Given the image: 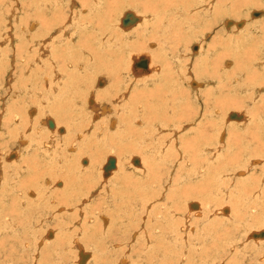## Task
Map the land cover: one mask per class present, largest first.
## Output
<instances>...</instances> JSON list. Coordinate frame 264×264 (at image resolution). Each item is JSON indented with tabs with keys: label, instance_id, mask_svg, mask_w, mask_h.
I'll return each instance as SVG.
<instances>
[{
	"label": "rangeland",
	"instance_id": "rangeland-1",
	"mask_svg": "<svg viewBox=\"0 0 264 264\" xmlns=\"http://www.w3.org/2000/svg\"><path fill=\"white\" fill-rule=\"evenodd\" d=\"M81 1L75 0L77 6L73 7L78 16L81 14V10H84ZM119 1L121 6L117 11V16H111V18L114 17L115 22L119 24L120 17L126 12L134 10L139 17L141 16V22L136 26L142 30L146 24L144 22L148 19L146 15L150 14L149 8L152 9L154 0ZM252 1H254V5H252ZM47 2L48 0H0V264H264V235L258 238H254L252 235L255 232L264 230V185H260L259 180L264 175V171H262L264 170V95H262L263 100L258 98L256 101H253L252 96L254 95L250 96L251 99L246 97L253 91L252 88L256 89L258 93L261 90L264 91V75L256 77L255 81L251 80L253 87L249 85L250 90L248 92L239 89L241 93L237 94V90L233 92L236 98L227 96L229 109H226L227 107L220 109L222 116L229 114L227 118L230 119L231 113L229 111L232 109L231 112H238V115L241 113V117L244 118L243 123L238 125L233 120L232 129L228 130L227 128L228 131L224 129L221 121H215L219 118L216 119V117L209 114L216 108L214 102H210V106H206L205 103L207 102L205 101V94H210L212 88L215 89L218 86L216 79H219L217 77H215V82H206V78L211 79L215 70L216 73H219L218 77L222 75V79H225L227 73L236 70L235 68L240 67L247 70V67H251L248 70L251 72L252 68L255 67L256 69L257 66L255 65L258 62L261 60L264 62V56L262 55L257 62L255 61L252 65L250 63L251 58L254 57L251 52L253 49L257 51L258 47L264 46V42L258 43V40L251 38H244L240 41L241 37L245 36L249 30L254 33L251 27H254L257 31L262 27L261 25L257 26V22L260 24L264 22V0H215L213 8L216 11L210 12L211 14L208 15L203 13L205 16L204 21L195 25L197 28L189 32L191 35L188 39H182L185 44L181 43L179 47L181 52L184 51L182 52L184 61L189 59L190 63L185 67L195 75H193L194 79L200 84L205 83L203 88L191 87L190 84L193 81L191 78L188 79L191 81L190 84L187 83L188 80L183 81V86H174V82H170L161 88L160 80L165 76V72L167 76L171 74L173 80L177 76L176 67L179 71L177 60L175 59L176 67L171 65L173 70L171 73L167 68L164 69L162 65L164 63L167 66L172 61L170 57L166 56L167 59H165L164 56L159 60L157 53H153L150 45L133 44L132 41L135 40L134 36L136 34H133L134 31H127L125 34H128V32L130 34L127 35V40H123L125 47L120 49L125 52L132 50L130 56L133 55L134 57L131 60L128 55L129 67H127V62L124 61L120 64L121 67L118 68L121 69L119 73H122L124 81L127 82L123 86L125 89L121 93L122 96L113 92V97L104 95L99 100H95L97 93L103 90L102 85L105 83L103 82L105 78L101 77L100 82L97 81L93 84L96 79L91 75L96 72L99 61V59L96 61L95 57L91 62H87V68L82 75H77V79L72 81L76 85L81 84L86 89L84 96L88 98L87 108L85 112L79 113V117L78 115L71 117L76 112L70 109L69 100L64 101L62 105V102L56 98L69 77L67 75L62 76L61 72L56 71L51 61L52 48H48V46L53 45L54 40L61 38L62 34L53 31L47 36L46 41L53 35L46 44L33 46L35 44L32 45L30 42L29 47L32 46L31 49H26L24 46L26 39L23 36V29L26 23L30 22V25L32 20L41 19L40 7ZM224 2L228 7H221ZM205 3L206 6L212 4L210 0ZM201 8H204V5H201ZM205 11L203 9L201 12ZM195 13H200V10L194 8L190 13L191 17L195 18V16H192ZM65 14L68 22L73 20L70 8H66ZM142 16L144 17L142 18ZM68 17L70 18L68 19ZM151 18L153 20V17ZM228 22H233V25L228 26ZM240 23L244 24L238 26ZM115 28L118 29V32ZM75 30L79 31L78 29ZM97 30L94 29V32L89 31L97 41L93 39L92 42L89 41V45L91 52L95 49L100 57L102 50L105 49L99 47L102 42V33ZM114 32L115 34L118 33L119 36L126 37L117 26L114 27ZM10 34L13 36L12 38ZM104 40H106V37ZM127 41L133 45L128 47L129 44L126 45ZM222 43L223 48L219 49V53L228 52V46L234 49L239 43H242L243 48L246 47L247 49L245 51L246 49L242 48V51L238 52L240 55L238 60L242 63H238V60L236 61L231 56L234 66L231 64L233 66L231 70L230 68L225 70L226 68H222V65L223 61H227V58H224L220 64V70L218 68L211 69L212 71L207 74L200 71L197 76L193 69L200 67L205 62H200L201 57L196 54L190 55L191 57L187 55L186 49L191 47V50H194L195 46L200 45L201 51L208 48L212 49L214 45L220 47ZM40 46H44V49ZM40 49L42 50L39 51ZM116 51L114 49L112 54L110 53V61L114 60L115 55H121ZM193 52L195 53V51ZM232 52L228 54L232 55ZM241 53L244 57L245 53L247 57L251 54L250 61L241 60ZM34 54H36V57L33 56ZM211 54V59H208L207 62L213 61L214 66L219 65L215 58L217 53ZM136 55H147L152 58L154 63L152 73L148 74L150 78L147 76L148 80L152 81L148 87L140 85L142 81L137 79L142 78L134 73V58H138ZM169 55L173 56L170 52ZM28 56L32 61L29 60ZM73 60L75 59L73 58ZM76 60L81 62V59L77 58ZM33 61H37V63L34 64ZM38 61H41V64ZM208 66L210 67V65ZM25 67L27 69H24ZM49 68L50 70H48ZM258 68L260 69V67ZM226 71L227 73H225ZM60 81L64 83L60 85L59 89H55ZM248 83L250 84V81ZM259 86L261 87L259 88ZM144 88L149 90L152 95L148 97L144 95L140 98L139 94ZM258 88L261 90L258 91ZM115 89L112 91H115ZM230 91L229 94L232 95ZM263 91L260 94H264ZM177 92L179 93L177 94ZM215 94L214 96L218 98L221 93L215 92ZM225 94L228 95L227 91H224L222 96ZM90 99L95 100V102L93 103ZM115 100L117 102L114 103ZM229 101H232L231 103L236 102L231 104ZM29 102L30 104H28ZM136 103H138V106ZM204 107L208 108L205 109ZM163 109L165 110L163 111ZM182 111L184 115L188 113L186 111L191 112L184 116ZM45 119H47V122ZM154 120H157V123ZM137 121L140 122L137 123ZM164 121L166 122L163 123ZM188 121L194 122V125L192 123L190 124L191 127L185 125ZM202 121V125L205 123V129L202 126L203 132L207 135L203 138L202 143L197 145L196 148H192L191 142H194L197 135L195 130L201 128ZM207 121L208 123H206ZM244 122H247L246 124L249 127L241 131ZM252 123L256 125L254 126ZM119 124L121 127L124 126L121 128ZM161 124H163V127ZM91 127L92 129H90ZM250 128L254 130H247ZM223 130L225 137L222 141L220 135ZM230 133H238L240 138L248 140L249 155L251 154L249 157L252 156V158H255V162H258L257 165L251 166L250 170L248 162L241 160V158L237 161L233 160L234 163L231 164L232 159L230 158L233 152L227 155L229 147V150H233L228 143ZM187 138L191 141L187 142L188 145L186 143ZM167 139L169 142H167ZM62 141L64 142L61 143ZM44 142L47 143L44 144ZM182 143H186L185 146ZM215 144H218V146H215ZM71 146L73 149H71ZM205 146L207 149L204 148ZM221 147L222 149H220ZM13 154L14 156H12ZM190 154H193V156ZM216 155L219 156L216 158ZM194 156L196 158L192 160ZM200 156L204 157L201 159ZM54 157L57 158V161L54 160ZM198 160L201 162H197ZM222 161L223 163H221ZM194 162L199 165L197 163V165H193ZM132 163H134L133 166ZM220 164L221 167H218ZM241 164L243 165L242 169H240L241 167L238 168ZM226 165L230 168L225 167ZM140 166L141 168H139ZM202 166H204L203 170ZM64 168L66 169L64 170ZM194 168H197V171ZM211 168L217 170L212 172ZM192 170H194L193 173ZM240 170L249 177L242 175ZM209 172L211 173L209 174ZM187 173L188 176H186ZM230 173L231 175H229ZM253 174L254 176H252ZM234 176L236 177L234 178ZM215 177V181H212ZM219 177L225 178L226 183L224 182V185L217 188L220 184ZM247 178L253 179L250 180L251 185L248 183V186H246L247 184L243 183L249 182L246 181ZM46 180L56 181L57 183L49 182L45 188L40 189L46 183ZM205 180H207V184ZM208 184H212L211 187ZM135 185L137 186L135 187ZM199 186L203 191L201 193L207 192L205 196L198 195L200 192ZM240 186L243 191L240 190ZM206 187H209V190L214 187V194L210 193L208 195L209 190L206 191ZM196 193L197 195H195ZM51 200L55 202L52 203ZM194 200L200 201L199 205L193 203ZM256 240L259 243H256ZM84 256L87 257L84 259Z\"/></svg>",
	"mask_w": 264,
	"mask_h": 264
},
{
	"label": "bare ground",
	"instance_id": "bare-ground-1",
	"mask_svg": "<svg viewBox=\"0 0 264 264\" xmlns=\"http://www.w3.org/2000/svg\"><path fill=\"white\" fill-rule=\"evenodd\" d=\"M140 1V0H139ZM208 0H154L153 1V3H152V9L151 8H149L150 9V14H148V15H146V18H148L145 22H144V26H143V28H142V30H140V29H138L137 28V26L136 25H138V23L139 22H141V16L139 17L138 16V14L136 13V12H134V10H132L131 12H126L122 17H120L121 19H120V22H119V24H117L116 22H115V19H114V17L113 18H111V16H117V11L120 9L119 7L121 6V2L119 1V0H82L81 2L83 3V7L82 8H84V10L82 9L81 10V14H79V16L77 15V13L75 12V10H73V7H76L77 6V3L75 2V0H48V2L46 3V4H42V7H40L41 8V11H40V13L39 14H41L40 16H41V19H34V20H32V23L29 25V23H26V25H25V27H24V29H23V36H24V38L26 39L25 40V42H24V46H25V48L27 49V48H30L31 49V47H29L30 46V42L32 43V45L33 44H35V45H33V46H37V45H44V44H46V42L47 41H50L49 39H51L52 38V36H51V38H49L47 41H46V39H47V36L48 35H50L53 31H54V33H57V32H60L61 34H62V36H61V38H56L55 40H54V44L53 45H50V46H48V48L49 47H51L52 48V59H51V61H52V63L54 64V68L56 69V71H58V72H61L62 74V76H65V75H67L69 78H67V81L63 84V83H61V81H60V83L59 84H57L56 86H55V89H59V87H60V85L61 84H63V86H62V89H61V91H60V93H59V95L58 96H56V98L57 99H59L60 100V102H62L61 104L63 105L64 103V101H70V105H69V107H70V109L73 111V112H76L75 114H73L71 117H75L76 115H78V117H79V113H82V112H85V109L87 108V102H88V98H87V96H84V94H85V88L81 85V84H74L72 81H74V80H76L77 79V75H82V73H83V71H85L86 70V68H87V62H91V60H93L95 57H96V61L99 59V61H98V67H97V70H96V72L95 73H92V75L91 76H93L96 80L93 82V84H95V83H97V81H99L100 79H102L101 77H104L105 78V80L103 81V82H105L103 85H102V87H103V90L102 91H100V92H98L97 93V98L95 99V100H99L100 98H101V96H111V97H113V92H115V94L116 95H118V94H121L122 92H123V90L125 89L123 86H125L126 85V83L127 82H125L124 81V78H123V75H122V73H119L120 72V70L121 69H118V68H120L121 66H120V64L122 63V62H127V67H129V65H128V61L129 60H127L128 58V55L130 56V52L132 51H130V52H125V51H123V50H121L120 48L121 47H125V44L123 43V40H127V38H128V34H130V32H132V31H134V33L133 34H136L135 36H134V39L135 40H133L132 41V43L133 44H142V45H150V47H151V50H153V53H157V55H158V59L160 60L161 58H164V56H165V59H167L166 58V56L167 57H170L171 59H172V61L170 62V63H168L167 64V66H166V64H162L163 65V67H164V69L165 68H167L171 73H172V66L174 65L175 66V59L177 60V62H178V65L177 66H179V71H178V69H177V67H176V70H177V76H175V74H174V76H175V79L173 80V76L171 77V74H168V76H167V74H166V72H165V76L163 77V78H161V80H160V84H161V88H163V85H165V84H169L170 82H174V86H183V81H187L188 79H192L193 81H192V83L190 84V80H188V82L187 83H189L190 85H191V87H194V88H203L205 85V83L204 84H200L196 79H194V74H192L191 73V71H188V69H186V65H188V63H189V59L188 60H186L185 59V61H184V55L182 54V52H184V51H182L181 52V48L179 47V45L181 44V43H184V41L182 42V39L183 38H189L190 37V31H194V29H196L197 27H195V25H197L198 24V22H203L204 21V15H203V13H205V15H208V14H211L210 12H215L216 10H215V8H213V4H215L214 2H215V0H210V3L212 2V4H209L208 6H206L205 4V2H207ZM29 3V2H28ZM149 3H151V2H149ZM224 3H225V5H224ZM223 4H222V6L221 7H228V5L226 4V2H224ZM90 4V5H89ZM91 4H92V6H91ZM10 5V4H9ZM89 5V6H88ZM133 5V4H132ZM201 5L203 6L204 5V8H201ZM252 5H254V1H252ZM17 6V5H16ZM28 7V6H27ZM44 7V8H43ZM66 8H70L71 9V11H72V14L73 15H71L72 16V18H73V20L71 21V20H69L70 22H68L67 20H66V14H65V12H66ZM197 9V10H200V13H195L194 15H192V16H195V18H193V17H191V15H190V13L193 11V9ZM75 9V8H74ZM130 9V8H129ZM203 9H205L206 11L205 12H201ZM21 11V10H20ZM218 11V10H217ZM197 12H199V11H197ZM139 13V12H138ZM13 14V13H12ZM11 14V15H12ZM21 14V13H20ZM24 14V13H23ZM216 14H218V12H216ZM263 14V13H262ZM10 15V16H11ZM78 16V20L76 21V18H77V16ZM140 15V14H139ZM75 16H76V18H75ZM262 16V15H261ZM144 16H142V18H143ZM151 17H153V20H151L152 18ZM12 18V17H11ZM18 18V17H17ZM70 17H68V19H69ZM94 18H97V19H94ZM116 18V17H115ZM198 18H199V20H198ZM264 18V17H263ZM19 20V19H18ZM227 20V19H226ZM225 20V21H226ZM31 21V20H30ZM228 21V20H227ZM226 21V22H227ZM11 22V21H10ZM67 22H68V24H67ZM225 22V23H226ZM17 23V22H16ZM122 23V24H121ZM11 24V23H10ZM228 24V26H232L233 25V22H228L227 23ZM242 24H244V23H240L238 26H240V25H242ZM258 25H261L262 27L260 28V30L259 31H257V29H255L254 27H251V30L254 32V33H251L250 32V30H249V32L245 35V36H243V37H241L242 39L240 40V41H242V40H244V38H251V39H256V40H258V43L259 42H264V22H262L261 24L259 23V22H257V26ZM118 27L119 29H120V31H121V33H123L124 34V36H126L125 38L124 37H122V36H119L118 35V33H116L115 34V32H114V27ZM227 27V26H226ZM255 27H256V25H255ZM260 27V26H259ZM12 28V27H11ZM21 28V27H20ZM124 28V29H123ZM240 28V27H239ZM75 29H78L79 31H77V30H75ZM93 29V30H92ZM94 29H98V30H100L101 31V46L99 45V47L101 48V49H105V50H102V53H101V56L99 57V55H98V53H96V50L94 49V51H92L91 52V47H90V45H89V41H91L92 42V40L94 39V41H96V38H94L93 37V35L89 32V31H93L94 32ZM116 29V28H115ZM97 30V31H98ZM118 29H116V31H117ZM1 31V30H0ZM4 31V30H3ZM56 31V32H55ZM127 31H130V32H128V34H125V33H127ZM229 31V30H228ZM227 31V32H228ZM237 31V30H236ZM11 32V31H10ZM118 32V31H117ZM195 32H196V30H195ZM238 32V31H237ZM3 33V32H2ZM6 33V32H5ZM235 33V32H234ZM12 34V33H11ZM10 34V35H11ZM106 34H108V35H106ZM5 35V34H4ZM55 35V34H54ZM96 35V34H95ZM97 37H99L98 35H96ZM211 36V35H210ZM11 38L13 37L12 35L10 36ZM77 37V38H76ZM105 37H106V40H104L105 39ZM5 39V38H4ZM206 39V38H205ZM7 40V39H6ZM5 40V41H6ZM13 40V39H12ZM73 41V42H72ZM209 41V40H208ZM7 42V41H6ZM97 42V41H96ZM12 43V42H11ZM130 42L129 41H127V43H126V45L127 44H129ZM233 43H235V42H233ZM254 43V42H253ZM1 44V43H0ZM3 44H5V43H3ZM2 44V45H3ZM98 44V43H97ZM133 44H129V45H127L128 47H131V45H133ZM185 44V43H184ZM195 44V43H194ZM193 44V45H194ZM11 46H13L12 44H10ZM249 45V44H248ZM238 46H239V49L237 50V48H238ZM247 46V45H246ZM41 48H43L42 46H40ZM229 48L227 49V50H229L230 52H232V55H230V54H228V53H230L229 51L228 52H225V53H219V49L220 48H223V43L222 44H220V47H217V45H214V47L212 48V49H204V50H201L200 51V45L198 46H195L194 47V50H191V47H189V48H187L186 49V54L187 55H198V56H200L201 57V59L199 60L200 62L201 61H204L205 62V64H202L200 67H197L196 69L194 68L193 69V72L198 76L199 75V73H200V71H203L204 73H209V71H212L211 69H216V68H218V70H220V68H221V66H220V64H221V62L223 61V59L224 58H227V61H223L224 63H223V65H222V68H226L225 70H228V68H230V70H231V67H233L234 66V62H233V59H236V61L238 60V58H239V53L238 52H240V51H242V48H243V44L242 43H239L238 45H237V47L236 48H234L233 49V47H231V46H228ZM253 47V46H252ZM93 48V47H92ZM149 48V47H148ZM245 49H246V47H244ZM243 48V49H244ZM29 49V50H30ZM44 49V48H43ZM114 49H116L117 51H116V53L118 52V53H120L121 55L119 56V55H115V57H113V61H110V53L112 54V51H114ZM155 49H158V50H156L155 51ZM42 49H40L39 51H41ZM46 50V49H45ZM223 50V49H222ZM32 51V50H31ZM44 51V50H43ZM47 51H48V49H47ZM193 51H195V53L193 52ZM245 51H247V49L245 50ZM46 52V51H45ZM169 52L171 53V54H173V56H171V55H169ZM217 53V56L215 57L216 58V61L218 62V64L219 65H215L214 66V63H213V61H211L210 63H208L207 61H208V59L210 60L211 59V56H212V54L211 53ZM250 52V51H249ZM260 52V53H259ZM25 53V52H24ZM82 53H83V55H82ZM147 53V52H146ZM43 54H44V52H43ZM43 54L41 55L42 57H43ZM48 54V53H47ZM114 54V53H113ZM134 54V53H133ZM140 55L142 54V53H139ZM138 54V55H139ZM244 54V53H243ZM251 54L253 55L254 54V57H252L251 58ZM251 54H250V56H246V53H245V57L242 55V53H241V55H242V57L240 58L241 60H247V61H250V58H251V65L253 64V63H255V61L257 62V60L263 55L264 56V46H262V47H258L257 48V51H256V49L254 50L253 49V51L251 52ZM36 54H34L33 56H35ZM40 55V54H39ZM138 55H136V56H138ZM186 55V56H187ZM44 56H45V54H44ZM190 56V57H191ZM197 56V57H198ZM231 56H233V59H232V57ZM22 57V56H21ZM27 57V56H26ZM36 57V56H35ZM38 57V56H37ZM134 56L133 55H131L130 56V59L131 58H133ZM195 57V56H194ZM193 57V58H194ZM235 57H237V58H235ZM15 58H16V56H15ZM28 58H29V56H28ZM73 58L75 59V60H73ZM81 59V62H78L76 59ZM199 58V57H198ZM213 58V57H212ZM264 58V57H263ZM20 59V58H19ZM27 59V58H26ZM35 59V58H34ZM33 59V60H34ZM29 60H31L32 61V59H30L29 58ZM37 60V59H36ZM39 60V59H38ZM43 60H45V59H43ZM132 60V59H131ZM226 60V59H225ZM24 61V60H23ZM141 61H146L147 62V67L146 68H140V67H138V63L139 62H141ZM235 61V62H236ZM264 61V60H263ZM34 62V61H33ZM40 64H41V61H38ZM215 62V61H214ZM242 63L241 61H239L238 60V63ZM35 63H37V61L36 62H34V64ZM132 63V62H131ZM244 63V62H243ZM133 64V63H132ZM190 64V63H189ZM231 64H233V66H231ZM245 64V63H244ZM244 64H243V66H244ZM18 65V64H17ZM44 65V64H43ZM51 66H53L52 64H50ZM61 65V66H60ZM116 65V66H115ZM172 65V66H171ZM208 65H210V67L208 66ZM19 66V65H18ZM50 66V67H51ZM63 66V67H62ZM93 66V65H92ZM152 66L154 67V63H153V61H152V58L151 57H148L147 55L146 56H138V58H134V73L135 74H137V76L138 77H140V78H142V79H137V80H141L142 82H140L141 84L140 85H144L145 87H148L151 83H152V81L151 80H148V78H147V76H148V74H150V73H152ZM157 66V65H156ZM155 66V67H156ZM239 66H241V65H239ZM248 66H250L249 64H248ZM255 66H257L256 67V69H255V67L254 68H252V70H251V72L250 71H248V70H250V68L249 67H247L248 69L246 70V72H245V70H243V69H241L240 67H238V68H235L236 70H234V71H230L229 73H227V71L225 72V73H227V77L225 76V79H222V75H220L219 77H218V75H219V73H216L217 71L215 70V72H214V74H212V78L210 79H207L206 78V82H208V83H212V81H214L216 78L215 77H217L219 80H217L216 79V81H217V83H218V86L215 88V89H213L212 88V91H211V93L210 94H205V96H206V100L205 101H207V102H205L206 103V106L207 105H209L210 104V102H214V107H216V108H214V111L212 110V112H210L209 114L211 115V116H214V117H216V119L217 118H219V120H215V121H221V123H223V127H224V129H226L227 130V128H228V130H230V129H232L231 127H232V121L234 120V121H236L235 123H236V125H238L239 123H243L242 121H243V117H241V113H240V115H238L237 113H234V112H231L232 111V109L229 111L231 114H230V119H228L227 118V116L229 115V114H227V116H222V113L220 112L221 110L220 109H224L225 107H227L226 109H229L228 108V102H227V96H230V97H234V94H233V92L235 91V90H237V94L238 93H241L240 91L241 90H243V91H249L250 89L248 88V86L250 85V86H252V84H251V80H253V81H255L256 80V77L258 78V77H262V75H264V62H262V60L260 61V62H258ZM263 67V69L261 70V68ZM41 67V66H40ZM44 67V66H43ZM131 67H132V65H131ZM258 67H260V69L258 68ZM34 68V67H33ZM114 68V70L112 71V69ZM24 69H27L26 67L24 68ZM51 69H52V67H51ZM82 69H84V70H82ZM129 69V68H128ZM153 69H155V68H153ZM159 69H160V66H159ZM48 70H50V68L48 69ZM91 70V69H90ZM24 71V70H23ZM26 71V70H25ZM24 71V72H25ZM39 71H41V70H39ZM43 71V70H42ZM160 71V70H159ZM224 71V70H223ZM30 72V71H29ZM54 72V71H53ZM157 72H158V70H157ZM170 72H168V73H170ZM119 73V74H118ZM213 73V72H212ZM222 73V72H221ZM224 73V74H225ZM236 73V74H235ZM47 74V73H46ZM56 74V73H55ZM126 74H127V72H126ZM131 74V73H130ZM133 74V73H132ZM223 74V75H224ZM12 75V74H11ZM45 75V74H44ZM54 75V74H53ZM194 75V76H193ZM25 76V75H24ZM46 76V75H45ZM89 76V75H88ZM134 76V75H133ZM205 76V75H204ZM58 77V76H57ZM61 77V76H60ZM149 77V76H148ZM224 77V76H223ZM12 78V77H11ZM50 78V77H49ZM150 78V77H149ZM263 78H264V76H263ZM32 79V78H31ZM44 79V78H43ZM54 79V78H53ZM60 79V78H59ZM152 79V78H151ZM30 80V79H29ZM45 80V79H44ZM43 80V81H44ZM23 81V80H22ZM46 81V80H45ZM56 81V80H55ZM128 81V80H127ZM220 81V82H219ZM250 81V84L248 83ZM29 82V81H28ZM31 82H32V80H31ZM53 82H54V80H53ZM58 82H59V80H58ZM100 82V81H99ZM98 82V83H99ZM153 82H154V80H153ZM202 82H204V81H202ZM215 82V81H214ZM43 83V82H42ZM139 83V82H138ZM217 83H216V85H217ZM36 84V83H35ZM186 84V83H185ZM6 85V84H5ZM29 85V84H28ZM31 85V84H30ZM33 85V84H32ZM55 85V84H54ZM99 85V84H98ZM255 85V84H254ZM261 85H263L262 83H261ZM47 86V85H46ZM185 86V85H184ZM188 86V85H187ZM230 86H232V88H230ZM101 87V86H100ZM238 87V88H237ZM253 87V86H252ZM261 86H259V88H260ZM35 88V87H34ZM39 88V87H38ZM114 88H116L115 89V91H112ZM182 88V87H181ZM190 88V87H189ZM251 88V87H250ZM259 88H258V91H260L259 90ZM47 89H48V87H47ZM54 89V88H53ZM191 89H193V88H191ZM230 89H231V91H230ZM239 89H240V91H239ZM183 90V89H182ZM181 90V91H182ZM211 90V89H210ZM253 90V91H252ZM252 92L250 93V94H248L246 97L248 98V99H251L250 98V96H252V95H254V96H252V98H253V101H256L258 98H260L261 100H263L262 99V95H264V94H260V92L261 91H263V90H261L259 93L257 92V90L255 89L254 90V88H252ZM15 91V90H14ZM22 91V90H21ZM20 91V92H21ZM24 91V90H23ZM22 91V92H23ZM30 91V90H29ZM28 91V92H29ZM49 91V90H48ZM55 91V90H54ZM194 91V90H193ZM198 91V90H197ZM224 91H227V93H228V95L227 94H225L224 96H222V94H223V92ZM229 91L231 92V94L232 95H230L229 94ZM19 92V93H20ZM30 92H32V91H30ZM165 92H166V90H165ZM215 92H219V94H220V97L218 96V98H216L214 95H216L215 94ZM264 92V91H263ZM44 93V92H43ZM179 92H177V94H178ZM186 93H187V91H186ZM185 93V94H186ZM197 93V92H196ZM33 94V93H32ZM41 94V93H40ZM93 94V93H92ZM176 94V95H177ZM244 94V93H243ZM246 94V93H245ZM94 95V94H93ZM128 95V94H127ZM146 96V97H148V96H151L152 95V93H150L149 92V90H147L146 88H144V89H142V92H140V94H139V97L140 98H142L143 96ZM41 96V95H40ZM120 96V95H119ZM121 96H122V94H121ZM43 97V96H42ZM49 97H50V95H49ZM167 97V96H166ZM165 97V98H166ZM169 97H171V96H169ZM173 97V96H172ZM180 97V96H179ZM178 97V98H179ZM246 97H244V98H246ZM47 98V97H46ZM52 98V97H51ZM92 98H93V96H92ZM126 98H127V96H126ZM125 98V99H126ZM153 98H155V97H153ZM164 98V99H165ZM178 98H177V100H178ZM213 98V99H212ZM234 98H236V97H234ZM244 98H242V99H244ZM246 98V99H247ZM32 99V98H31ZM94 99V98H93ZM93 99H90V100H92L93 101V103L95 102V100H93ZM148 99V98H147ZM186 99V98H185ZM233 99V98H232ZM17 100V99H16ZM117 100H118V97H117ZM117 100H115L114 101V103L115 102H117ZM241 100V99H240ZM46 101V100H45ZM44 101V103H46ZM80 101H82L83 103L81 104V102ZM91 101V102H92ZM174 101H176V100H174ZM237 101H238V99H237ZM252 101V100H251ZM27 102V101H26ZM49 102V101H48ZM122 102V101H121ZM120 102V103H121ZM163 102H165L164 100H163ZM230 102V101H229ZM232 102V101H231ZM230 102V103H231ZM234 102H236V101H234ZM233 102V103H234ZM239 102V101H238ZM237 102V103H238ZM187 103V102H186ZM189 103V102H188ZM233 103H231V104H233ZM243 103V102H242ZM246 103V102H245ZM244 103V104H245ZM28 104H30V102L28 103ZM142 104V103H141ZM212 104V103H211ZM230 104V105H231ZM41 105V104H40ZM136 105L138 106V103H136ZM144 105V104H143ZM177 105V104H176ZM175 105V106H176ZM192 105V104H191ZM235 105H237V104H235ZM239 105V104H238ZM52 106V105H51ZM140 106V105H139ZM159 106H160V104H159ZM164 106V105H163ZM170 106V105H169ZM171 106H173V105H171ZM185 106H186V104H185ZM210 106V105H209ZM208 106V107H209ZM234 106V105H233ZM232 106V107H233ZM241 106H243V104H241ZM246 106H248L247 104H246ZM246 106H244V107H246ZM250 106V105H249ZM104 107H106V106H104ZM104 107H102V108H104ZM189 108L191 107V106H188ZM187 107V108H188ZM201 107H202V105H201ZM207 107V108H208ZM260 107V106H259ZM8 108V107H7ZM51 108V107H50ZM96 108V107H95ZM109 108V107H108ZM142 108V107H141ZM173 108V107H172ZM187 108H186V110H187ZM193 108V107H192ZM205 108V107H204ZM207 108H205V109H207ZM249 108V107H248ZM262 108V107H261ZM100 109V108H99ZM98 109V110H99ZM174 109H176V108H174ZM245 109V108H244ZM33 110V109H32ZM121 110V109H120ZM124 110V109H123ZM165 109H163V111H164ZM191 110V109H190ZM5 111V110H4ZM49 111V110H48ZM47 111V112H48ZM56 111V110H55ZM107 111V110H106ZM192 111V110H191ZM190 111V112H191ZM235 111V110H234ZM30 112H32V111H30ZM103 112V111H102ZM109 112H110V110H109ZM152 112V111H151ZM190 113L189 111H186V113ZM228 112V113H229ZM20 113V112H19ZM37 113V112H36ZM98 113V112H97ZM106 113V112H105ZM166 113H168V112H166ZM175 113V112H174ZM187 113V114H188ZM16 114V113H15ZM165 114V113H164ZM187 114H185V115H187ZM245 114V113H244ZM13 115V114H12ZM163 115V114H162ZM168 115V114H167ZM182 115H184L183 114V111H182ZM181 115V116H182ZM184 115V116H185ZM204 115H205V113H204ZM203 115V116H204ZM251 115V114H250ZM31 116V115H30ZM47 116V115H46ZM173 116V115H172ZM2 117V116H1ZM14 117V116H13ZM18 117V116H17ZM99 117V116H98ZM176 117V116H175ZM183 117V116H182ZM207 117V116H206ZM47 118V117H46ZM157 118V117H156ZM187 118H189V116H187ZM202 118V117H201ZM249 118V117H248ZM22 119V118H21ZM33 119V118H32ZM32 119H31V121H32ZM164 119V118H163ZM183 119H185V118H183ZM207 119V118H206ZM228 119V120H227ZM247 119V118H246ZM42 120H43V118H42ZM47 119H45V121H46ZM165 120V119H164ZM168 120H169V117H168ZM180 120V119H179ZM181 120H182V118H181ZM181 120H180V122H181ZM197 120V119H196ZM248 120V119H247ZM261 120V119H260ZM22 121V120H21ZM95 121V120H94ZM94 121H92V122H94ZM113 121H114V119H113ZM155 121V120H154ZM157 121V120H156ZM155 121V122H156ZM223 121V122H222ZM257 121H259V120H257ZM43 122V121H42ZM47 122V121H46ZM115 122V121H114ZM138 122H140V121H137V123ZM166 121H164L163 123H165ZM176 122V121H175ZM251 122V121H250ZM249 122V123H250ZM54 123V122H53ZM136 123V124H137ZM141 123H143V122H141ZM157 123V122H156ZM174 123V122H173ZM185 123V122H184ZM192 122L191 121H188L185 125H189L190 126V124H191ZM194 123V122H193ZM192 123V124H193ZM206 123H208V121L206 122ZM210 123H211V121H210ZM216 123V122H215ZM247 122H244V127H242L241 126V131H242V129L244 130L246 127H249V125L247 126V124H246ZM254 123V122H253ZM252 123V124H253ZM260 123V122H259ZM43 124V123H42ZM55 124V123H54ZM81 124V123H80ZM116 124V123H115ZM114 124V125H115ZM122 124V123H121ZM175 124V123H174ZM203 124V121H202V123H201V125H200V127L201 128H199V129H196L195 131V133L197 134L196 136H195V140H194V142L192 143L190 140H188V138L186 139L187 141H186V143L187 142H191V147L192 148H196L197 147V145H199L200 143H202V141H203V138L205 137V135H207L205 132H203L204 130L202 129V126H203V128H204V126H205V123H204V125H202ZM212 124V123H211ZM210 124V127L212 126ZM32 125V124H31ZM47 125V124H46ZM91 125H93V124H91ZM138 125V124H137ZM162 125V127H163V124H161ZM165 125V124H164ZM167 125H168V123H167ZM175 125H177V123L175 124ZM194 125V124H193ZM199 125V124H198ZM198 125H196V126H198ZM234 125V124H233ZM236 125H234V126H236ZM254 125V124H253ZM256 125V124H255ZM254 125V126H255ZM18 126H19V124H18ZM51 126V125H50ZM94 126V125H93ZM119 126H120V124H119ZM124 126V125H123ZM122 126V127H123ZM160 126V125H159ZM215 126V125H214ZM219 126V125H218ZM218 126H217V128H218ZM254 126H252V127H254ZM257 126H258V123H257ZM257 126H256V128H257ZM53 127H54V125H53ZM102 127V126H101ZM121 127V126H120ZM121 127V128H122ZM168 127V126H167ZM175 127H177V126H175ZM179 127V126H178ZM191 127V126H190ZM47 128V127H46ZM56 128V127H55ZM54 128V129H55ZM64 128V127H63ZM115 128V127H114ZM165 128V127H164ZM183 128V127H182ZM181 128V129H182ZM198 128V127H197ZM255 128V127H254ZM38 129V128H37ZM90 129H92V127L90 128ZM90 129H89V131H90ZM111 129V128H110ZM126 129V128H125ZM148 129V128H147ZM154 129H156V128H154ZM160 129H162V128H160ZM205 129V128H204ZM238 129V128H237ZM253 129V128H252ZM251 128L250 129H247V130H252ZM41 130V129H40ZM117 131H118V129H116ZM164 130V129H163ZM186 130V129H185ZM189 130V129H188ZM221 130V129H220ZM220 130H219V132H220ZM227 130V131H228ZM235 130V129H234ZM254 130V129H253ZM56 131V130H55ZM59 131V130H58ZM69 131V130H68ZM79 131V130H78ZM87 131V130H86ZM121 131V130H120ZM165 131V130H164ZM182 131V130H181ZM192 131V130H191ZM216 131V130H215ZM237 131V130H236ZM240 131V132H241ZM11 132V131H10ZM46 132V131H45ZM57 132V131H56ZM100 132V131H99ZM98 132V133H99ZM102 132H103V130H102ZM145 132V131H144ZM159 132H160V130H159ZM217 132V131H216ZM231 132V131H230ZM239 132V133H240ZM249 132V131H248ZM53 133V132H52ZM60 133V132H59ZM90 133V132H89ZM101 133V132H100ZM99 133V134H100ZM163 133V132H162ZM175 133V132H174ZM229 133V132H228ZM245 133H246V131H245ZM55 134V133H54ZM61 134V133H60ZM98 134V136H100ZM138 134V133H137ZM146 134V133H145ZM9 135V134H8ZM57 135V134H56ZM65 135V134H64ZM79 135V134H78ZM126 135H127V133H126ZM136 135V134H135ZM142 135H144L143 133H142ZM228 135V134H227ZM59 136V135H58ZM83 136V135H82ZM140 136H141V134H140ZM235 136V137H234ZM45 137H47V136H45ZM52 137V136H51ZM61 137V136H60ZM65 137V136H64ZM67 137V136H66ZM131 137H133V136H131ZM217 137H218V135H217ZM217 137H215V138H217ZM224 137H225V132H224V130L222 131V133H221V135H220V140H224ZM18 138V137H17ZM21 138H22V136H21ZM59 138V137H58ZM57 138V139H58ZM81 138V137H80ZM144 138V137H143ZM142 138V139H143ZM161 138V137H160ZM159 138V139H160ZM20 139V138H19ZM50 139V138H49ZM68 139V138H67ZM117 139H119L118 137H117ZM191 139V138H190ZM194 139V138H193ZM229 139H230V141L228 142L230 145L229 146H231L232 148H233V150H229L230 149V147L228 148V150H227V155L228 154H232V152H233V155L231 156V158L230 159H232V162H231V164L232 163H234V161H237V159H240L241 158V160H245L246 162H248V166H250L249 167V170H250V168H252L251 166H255V165H257L258 164V162L256 161L255 162V158H252V156L251 157H249L250 155H249V151L250 150H248V140L247 139H242V138H240L239 137V134L238 133H230V136H229ZM141 140V139H140ZM218 140V139H217ZM219 140V141H220ZM226 140H228V139H226ZM58 141V140H57ZM139 141V140H138ZM142 141V140H141ZM251 141V140H250ZM255 141V140H254ZM253 141V142H254ZM52 142V141H51ZM64 141H62L61 143H63ZM167 142H169L168 141V139H167ZM216 142V141H215ZM218 142V141H217ZM252 142V143H253ZM256 142V141H255ZM255 142H254V144H255ZM45 143H47V142H44V144ZM53 143V142H52ZM110 143H112V142H110ZM155 143V142H154ZM186 143H184V144H186ZM251 143V142H250ZM251 143V144H252ZM115 144V143H114ZM133 144V143H132ZM140 144H141V142H140ZM145 144V143H144ZM183 143H182V145H184ZM246 144V145H245ZM250 144V145H251ZM74 145V144H73ZM117 145V144H116ZM134 145V144H133ZM162 145V144H161ZM187 145H188V143H187ZM193 145H194V147H193ZM225 145V144H224ZM224 145L222 146L223 148H224ZM249 145V146H250ZM35 146V145H34ZM45 146V145H44ZM43 146V147H44ZM47 146V145H46ZM45 146V147H46ZM61 146V145H60ZM185 146V145H184ZM184 146H183V148H184ZM215 146H218V144L216 145L215 144ZM251 146H253V145H251ZM72 147V146H71ZM150 147V146H149ZM176 147V146H175ZM210 147H212V146H210ZM222 147L220 148V149H222ZM77 149H78V147H76ZM159 148V147H158ZM179 148V147H178ZM188 148V147H187ZM204 148H206V146L204 147ZM219 148V147H218ZM252 148V147H251ZM69 149V148H68ZM71 149H73V147L71 148ZM175 149V148H174ZM181 149V148H180ZM207 149V148H206ZM209 149H211V148H209ZM213 149H214V146H213ZM216 149V148H215ZM219 149V150H220ZM41 150V149H40ZM75 150V149H74ZM73 150V151H74ZM183 150V149H182ZM186 150V149H185ZM197 150V149H196ZM203 150H205V149H203ZM203 150H202V153H203ZM225 150V151H226ZM49 151V150H48ZM59 151V150H58ZM68 151H70V150H68ZM180 151V150H179ZM210 151H212V150H210ZM209 151V152H210ZM225 151H223V152H225ZM16 152H18V151H16ZM27 152V151H26ZM162 152V151H161ZM184 152H186V151H184ZM188 152H191L192 153V151H190V150H188ZM187 152V153H188ZM199 152H201V151H199ZM215 152V151H214ZM213 152V153H214ZM4 153V152H3ZM132 153V152H131ZM10 154V153H9ZM12 154V153H11ZM43 154V153H42ZM80 154V153H79ZM134 154V153H133ZM178 154V153H177ZM186 154V153H185ZM194 154V153H193ZM193 154H190V155H192L193 156ZM196 154V153H195ZM225 154V153H224ZM223 154V155H224ZM123 155H125V154H123ZM187 155V154H186ZM204 155V154H203ZM207 155V154H206ZM220 155V154H219ZM219 155H216L215 157L217 158V156H219ZM227 155H225V157H227ZM12 156H14V154L12 155ZM80 156V155H79ZM112 156V155H111ZM114 156V155H113ZM164 156V155H163ZM181 156V155H180ZM189 156V155H188ZM208 156V155H207ZM206 156V157H207ZM1 157V156H0ZM114 157H116V156H114ZM134 157V156H133ZM165 157H166V155H165ZM164 157V158H165ZM197 157H198V155H197ZM204 157V156H203ZM202 156H200V158L202 159L203 158ZM51 158V157H50ZM53 158V157H52ZM119 158V157H118ZM158 158H159V156H158ZM182 158H183V156H182ZM194 158H196L195 156L192 158V160L194 159ZM213 158V157H212ZM15 159H18V158H15ZM166 159V158H165ZM190 159V158H189ZM199 159V158H198ZM200 159V160H201ZM206 159V158H205ZM219 159H221V158H219ZM229 158H227V160H229V161H231ZM13 160H14V158H13ZM36 160V159H35ZM54 160H56L57 161V158L56 157H54ZM82 160V159H81ZM83 160H86V159H83ZM88 160V159H87ZM186 160V159H185ZM197 160V159H196ZM200 160H198L197 162H201ZM222 160V159H221ZM220 160V161H221ZM225 160V159H224ZM234 160V161H233ZM130 161H131V159H130ZM203 161V160H202ZM208 161V160H207ZM206 161V162H207ZM216 161V160H215ZM238 161H240V160H238ZM35 162V161H34ZM108 162V161H107ZM141 162V161H140ZM196 162V163H197ZM219 162V161H218ZM218 162H217V164H218ZM4 163V162H3ZM26 163V162H25ZM61 163V162H60ZM88 163V162H87ZM87 163H86V165H87ZM130 163V162H129ZM155 163V162H154ZM191 163V162H190ZM195 163V162H194ZM193 164V165H197V164ZM205 163V162H204ZM214 164H215V162H213ZM213 163H211V165H213ZM221 163H223V161L221 162ZM225 163H226V161H225ZM230 163V162H229ZM240 163V162H239ZM238 163V164H239ZM124 164V163H123ZM125 164H126V162H125ZM180 164V163H179ZM203 164V163H202ZM202 164H200V165H202ZM207 164V163H206ZM216 164V165H217ZM29 165V164H28ZM116 165H117V163H116ZM127 165V164H126ZM125 165V166H126ZM134 165V163H132V166ZM143 165V164H142ZM192 165V164H191ZM199 165V164H198ZM208 166H209V164H207ZM215 165V166H216ZM234 165H237V164H234ZM84 166V165H83ZM130 166V165H129ZM242 164L238 167V168H240V169H242ZM34 167V166H33ZM128 167V166H127ZM135 167V166H134ZM148 167V166H147ZM199 167V166H198ZM201 167V166H200ZM199 167V168H200ZM203 167L204 166H202V170H203ZM211 167V166H210ZM218 167H221V164L218 166ZM225 167H229L228 165H226ZM225 167H224V169H225ZM2 168V167H1ZM139 168H141V166L139 167ZM206 168H208V167H206ZM205 168V169H206ZM212 168H214V167H212ZM212 168H211V170H212ZM230 168V167H229ZM246 168V167H245ZM248 168V167H247ZM14 169H16V168H14ZM66 168H64V170H65ZM101 169V168H100ZM197 169V168H196ZM195 168H194V170H196ZM237 169V168H236ZM185 170V169H184ZM194 170H192V173L194 172ZM200 170V169H199ZM213 170H215V169H213ZM213 170H212V172H213ZM217 170V169H216ZM215 170V171H216ZM223 170V169H222ZM245 170V169H244ZM248 170V169H247ZM248 170V171H249ZM191 171V170H190ZM197 171V170H196ZM201 171V170H200ZM214 171V172H215ZM226 171V170H225ZM237 171H239V170H237ZM242 170H240V172H241ZM246 171V170H245ZM262 171H264V170H262ZM2 172H3V170H2ZM30 172V171H29ZM58 172V171H57ZM113 172H114V170H113ZM207 172V171H206ZM228 172V171H227ZM229 172H230V169H229ZM247 172V171H246ZM253 172V171H252ZM149 173V172H148ZM198 173V172H197ZM211 172H209V174H210ZM236 173V172H235ZM254 173V172H253ZM0 174H1V172H0ZM21 174V173H20ZM113 174V173H112ZM115 174V173H114ZM145 174H146V170H145ZM190 174V173H189ZM195 174V173H194ZM193 174V175H194ZM208 174V175H209ZM225 175H226V173H224ZM241 174L242 175H245V173H243V172H241ZM247 174V173H246ZM144 175V174H143ZM147 175V174H146ZM186 175V174H185ZM202 175V174H201ZM212 176H213V174H211ZM214 175H215V173H214ZM220 175H222V174H220ZM227 175H228V173H227ZM229 175H231V173L229 174ZM236 175V174H235ZM250 175V174H249ZM1 176V175H0ZM186 176H188V173H187V175ZM198 176V175H197ZM216 176V175H215ZM222 176H224V175H222ZM238 176H240V175H238ZM245 176H247V177H249L248 175H245ZM251 176V175H250ZM252 176H254V174L252 175ZM256 176V175H255ZM103 177H104V175H103ZM191 177V176H190ZM189 177V178H190ZM201 177V176H200ZM207 177V176H206ZM236 176H234V178H235ZM258 177H260V176H258ZM172 178V177H171ZM211 178H213V177H211ZM220 178V184H218V186H217V188H220L222 185H224V182L226 183V181L224 180L225 178H221V177H219ZM230 178V177H229ZM228 178V179H229ZM105 179V178H104ZM192 179H193V177H192ZM205 179V178H204ZM215 179H216V177L214 178V180H212V181H215ZM233 179V178H232ZM252 178H247L246 179V181H249V182H243V183H245V184H247L246 186H248V183H250V180H251ZM259 179V178H258ZM151 180V179H150ZM208 180V179H207ZM207 180H205V182L207 181ZM235 180V179H234ZM253 180V179H252ZM260 180V185H264V175H263V178H261V179H259ZM106 181V180H105ZM182 181V180H181ZM218 181V180H217ZM245 181V180H244ZM42 182V181H41ZM57 183L56 181H51V180H46V183H44L42 186H41V188L40 189H43V188H45L46 186H47V184L48 183ZM117 182V181H116ZM147 182V181H146ZM242 182V181H241ZM113 183V182H112ZM148 183H149V181H148ZM203 183V182H202ZM210 183V182H209ZM217 183V182H216ZM219 183V182H218ZM255 183V182H254ZM114 184V183H113ZM206 184H207V182H206ZM213 184V183H212ZM211 184V185H212ZM215 184V183H214ZM228 184V183H227ZM226 184V185H227ZM241 184V183H240ZM61 185H62V182H61ZM138 185V184H137ZM137 185H135V187L137 186ZM201 185V184H200ZM209 185V184H208ZM211 185H209V187H211ZM217 185V184H216ZM215 185V186H216ZM237 185V184H236ZM250 185H251V183H250ZM249 185V186H250ZM256 185H258V184H256ZM255 185V186H256ZM154 186V185H153ZM201 186H203V185H201ZM214 186V187H215ZM243 186V185H242ZM254 186V187H255ZM259 186V185H258ZM196 187H198V186H196ZM200 187V186H199ZM204 187H205V185H204ZM209 187H206L205 189H206V191H207V189L209 188ZM214 187H212L213 189V191L210 189H208L209 190V192H208V195H210V193H213L214 194ZM235 187V186H234ZM233 187V188H234ZM237 187V186H236ZM230 188V187H229ZM242 187L240 186V190H242L241 189ZM245 188V187H244ZM253 188V187H252ZM257 188V187H256ZM199 189V188H198ZM235 189V188H234ZM238 189H239V186H238ZM237 189V190H238ZM219 190V189H218ZM229 190V189H228ZM201 187H200V192H199V194L198 195H206V193L207 192H205L204 191V194L203 193H201ZM210 191H212V192H210ZM233 191H235V192H238V191H236V190H233ZM232 191V192H233ZM243 191V190H242ZM203 192V191H202ZM139 193V192H138ZM198 193V192H197ZM197 193L195 194V195H197ZM238 193H241V192H238ZM136 194V193H135ZM217 194V193H216ZM237 194V193H236ZM240 195V194H239ZM245 195V194H244ZM35 196V195H34ZM94 196V195H93ZM134 196H136V195H134ZM141 197H143V196H141ZM242 197V196H241ZM243 198H245V197H243ZM247 198V197H246ZM83 199V198H82ZM162 199H163V197H162ZM209 199V198H208ZM87 200V199H86ZM86 200H83V201H86ZM130 200V199H129ZM155 200V199H154ZM42 202V201H41ZM51 202H52V200H51ZM55 202V201H54ZM54 202H52V203H54ZM193 203H197L198 205H199V203H200V201H198V200H194V201H192ZM191 203V202H190ZM246 203H247V201H246ZM245 203V204H246ZM143 204V203H142ZM249 204V203H248ZM190 205V204H189ZM201 205V204H200ZM203 205V204H202ZM247 205V204H246ZM24 206V205H23ZM196 207H199V206H196ZM243 207V206H242ZM246 207V206H245ZM228 209V208H227ZM257 209V208H256ZM65 210V209H64ZM194 210V209H193ZM198 210V209H197ZM255 210V209H254ZM228 211V210H227ZM230 211V210H229ZM259 211V210H258ZM199 212H200V210H199ZM232 212V211H231ZM198 213V212H197ZM219 213V212H218ZM223 213H225V212H223ZM222 213V214H223ZM235 213V212H234ZM226 214V213H225ZM195 215V214H194ZM214 215V214H213ZM220 215V214H219ZM184 216V215H183ZM197 216V215H196ZM160 217V216H159ZM188 217V215L186 216V218ZM210 217H212V216H210ZM144 219V218H143ZM185 219V218H184ZM184 228V227H183ZM104 229V228H103ZM58 230V229H57ZM158 230V229H157ZM186 231V230H185ZM263 231V232H262ZM106 232V231H105ZM157 232V231H156ZM264 230H261V231H259V232H255V233H253L252 235H253V237L254 238H258V237H260V236H263L264 234ZM147 235V234H146ZM249 236V235H248ZM52 237V236H51ZM253 238V239H254ZM77 240V239H76ZM75 240V241H76ZM149 240V239H148ZM147 240V241H148ZM179 240V239H178ZM255 241V240H254ZM77 242V241H76ZM256 243H259L257 240H256ZM81 244V243H80ZM77 245V244H76ZM83 245V244H82ZM85 257H87V256H84V259H85ZM88 258H90V257H88ZM263 260V259H262ZM128 261V260H127ZM85 263V262H84ZM6 264H8V263H6ZM86 264V263H85Z\"/></svg>",
	"mask_w": 264,
	"mask_h": 264
},
{
	"label": "water",
	"instance_id": "water-1",
	"mask_svg": "<svg viewBox=\"0 0 264 264\" xmlns=\"http://www.w3.org/2000/svg\"><path fill=\"white\" fill-rule=\"evenodd\" d=\"M138 67L146 68L147 67V62L146 61H141L138 63Z\"/></svg>",
	"mask_w": 264,
	"mask_h": 264
}]
</instances>
